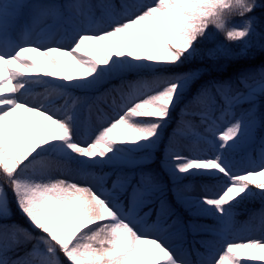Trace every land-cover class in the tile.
<instances>
[{"label": "snow or ice", "instance_id": "6c2138e0", "mask_svg": "<svg viewBox=\"0 0 264 264\" xmlns=\"http://www.w3.org/2000/svg\"><path fill=\"white\" fill-rule=\"evenodd\" d=\"M262 7L264 0H0V264H264V236L229 239L236 206L264 201V136L259 162L241 172L225 155L264 130V69L258 78L240 73L197 90L181 112L198 117L204 133L182 119L173 137L193 138L189 154L173 137L166 148L177 202L193 216L215 218L212 235L221 248L204 244L206 252L193 249L192 259L176 244L185 226L168 223L163 202L156 221L140 215L160 191L153 173H118L109 186L107 174L91 171L126 164L136 152L150 155L198 78L171 69L199 54L210 28L229 43H250L257 19L250 14ZM222 52L214 47L205 55ZM114 78L119 85L95 96L74 94ZM36 86L44 92L34 93ZM225 116L232 120L221 128ZM69 164L85 183L53 178L71 171ZM196 175L217 184L201 196L184 195L191 187L177 185ZM259 215L264 231V210ZM202 227L186 225L194 234Z\"/></svg>", "mask_w": 264, "mask_h": 264}, {"label": "trees", "instance_id": "16d2710c", "mask_svg": "<svg viewBox=\"0 0 264 264\" xmlns=\"http://www.w3.org/2000/svg\"><path fill=\"white\" fill-rule=\"evenodd\" d=\"M94 3L97 0H93ZM120 0H118V3ZM250 15L255 16L256 19V34L248 38L250 43H229L226 41L223 34L216 32L215 29L210 28V35L206 39H202L201 42L197 45L199 49V54L192 60L188 61L180 67L179 69H171V71H187L193 70L195 74L198 76L196 82L192 85V87L185 94L184 99L187 96V101L191 99L192 95L196 92V88L198 85L204 86L208 83H216L217 81H236L238 75L240 73H255L259 74V69H264V7L258 8L254 13ZM241 20L240 17H234L233 22L239 23ZM214 47H222L223 52L218 53V55L209 59L205 53L207 49ZM76 92H83L80 90H75ZM184 106V105H183ZM246 105H242L238 108V111L245 107ZM181 106L178 107V111ZM190 110V111H195ZM176 113V108L171 114ZM182 115V114H181ZM184 115V114H183ZM263 130H257L255 139H258L261 132ZM185 137V136H184ZM193 138L186 136L185 140L191 142ZM240 143L235 149L227 152L231 159H234V155L239 156L244 148L245 142ZM238 160L234 162L237 163ZM109 171L110 178H115L116 174L123 173L126 175L138 177L141 172H151L153 173L160 182V196H156L159 192H157L153 198H155V202L158 203L160 200L164 202L166 212L172 213L171 217L177 216L179 217L185 225L188 223V219L191 217L190 211L182 204L177 202V197L173 192V178H171L166 171V166L161 165L160 162H155L151 165L138 166L135 168L127 167V166H112L107 167ZM109 178V179H110ZM194 178L199 179H210L217 184L215 179H212L207 176L196 175L189 176L180 181V184H183L186 181H189ZM135 182V181H133ZM9 195L11 196V191L9 189ZM13 209L15 211V206L13 205ZM264 210V201H262L259 197L253 200H246L233 210V216L235 217L236 223H243L244 220H255L259 221L261 216L259 212ZM254 213L256 215H254ZM207 216V215H202ZM212 221H215V218L209 216ZM13 219L21 220L22 218L18 213L13 217ZM202 231V230H200ZM204 231V230H203ZM207 231V230H205ZM212 234V232H211ZM220 243V242H219ZM63 258V257H61Z\"/></svg>", "mask_w": 264, "mask_h": 264}, {"label": "rangeland", "instance_id": "374dc122", "mask_svg": "<svg viewBox=\"0 0 264 264\" xmlns=\"http://www.w3.org/2000/svg\"><path fill=\"white\" fill-rule=\"evenodd\" d=\"M146 2H148V0H146ZM46 23H50V21H47ZM40 26L42 27L43 24H41ZM64 43H65V46H69V43H68L67 40ZM49 46H52V45H49ZM120 82L121 81L119 80L118 83L116 84V86L119 85ZM192 84H191V86H192ZM32 91L34 93H43L44 92V88L38 89L37 86H36V87H34L32 89ZM57 103L58 104H62L63 101L59 100V101H57ZM102 107H104L105 112H107L109 115H112L111 109L106 108V106H104V105H102ZM242 110L243 109H241V111ZM220 111H221V108L217 107L215 112L213 113V115L215 117H219ZM239 112H237V113H239ZM184 119L186 121L192 123L194 126L198 127L199 131L201 133H204V125H201L200 123H198V121H196L193 118L186 117ZM224 120H225V122L221 123V128L226 127L227 126L226 122H231L232 117L231 116H225ZM95 122L96 121H95V114H94L93 115V123L95 124ZM166 128H167V126L163 129V131L161 133V139H162V137L164 135V132H165ZM205 135L208 136V139H212L211 135L206 134V133H205ZM262 136H264V133H263ZM261 137H260V140H259L258 144L250 145V147L244 151V153L242 155L243 164L241 166H239V167H234L235 171L241 172L243 169L251 167V165L253 163H258L259 162L260 156H261ZM173 139L175 140L176 143H178V146L180 147V150L183 152V154L188 155L189 154L188 148H186L182 144V140L179 137V135L174 136ZM159 143L154 149L151 150L150 155H146L143 152L133 153L132 154V159L130 161H128L126 164H122V165H127V166L134 167V166H138V165H142V164H148V163L152 162L155 159V157H156V150H157V148L159 146ZM199 144L202 145V146L199 145V148L201 150L207 151V145H205L202 141ZM225 155L228 157L227 153H225ZM69 168L72 169V170L68 171V172H65V173H61L60 171L54 172L53 173V178H61V179L73 180L74 182L81 183V184L85 183V180L83 178H81L77 174V172L75 171V169H76V165L75 164H69ZM95 174L96 175H100V174H106V173L103 172V173H95ZM88 182H91V181H88ZM188 185L191 187V191L190 192H185L183 194L184 195H190V196H193V197H198V196L203 195L205 186H212V185H209V184H205V183H203V182H201L199 180L198 181L197 180L192 181L191 183H188ZM179 187H181V186H179ZM124 198H125V202H126V195H125V197H122V199H124ZM160 210L161 209H159L158 211H160ZM150 212H151V207H149V205L146 204L140 210V215H144L145 213H147L148 214V216H147L148 222L152 223V222L157 220V214H156L155 217L151 218L150 217ZM172 221H178V226L181 225V222L178 219H176V218L172 219L168 223H171ZM191 222H194V223H196L198 225L203 226L202 228H209V229H212V230H215V229H217L219 227V225H217L215 223H210V221H208L206 219H199L197 221H191ZM262 236H264V231H261V228H260L259 230L246 231V232H244L242 234H239L237 237L229 236V239L230 240H235L236 242H240V241L245 240L247 238H260ZM195 238L200 240V242L202 243L203 247H205L204 244H211L214 248H221L222 247V244L221 245H216L215 241H213V239L210 236H208L207 234H205V233L197 235V237H195ZM176 244L180 245L183 250H186L187 252H190V253H193V249L199 250L201 253H205L206 252V250H204V251L200 250L197 246H195V244L193 243L192 239H190L187 236L185 230L183 232V238L181 240H177ZM191 258L192 259H196V257H194V253L192 254Z\"/></svg>", "mask_w": 264, "mask_h": 264}]
</instances>
